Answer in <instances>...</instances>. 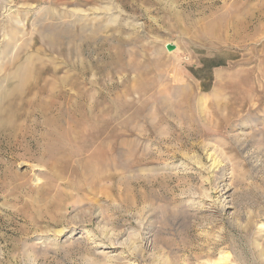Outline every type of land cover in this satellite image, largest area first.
<instances>
[{
    "label": "rangeland",
    "instance_id": "rangeland-1",
    "mask_svg": "<svg viewBox=\"0 0 264 264\" xmlns=\"http://www.w3.org/2000/svg\"><path fill=\"white\" fill-rule=\"evenodd\" d=\"M0 90V264H264V0H0Z\"/></svg>",
    "mask_w": 264,
    "mask_h": 264
},
{
    "label": "bare ground",
    "instance_id": "bare-ground-1",
    "mask_svg": "<svg viewBox=\"0 0 264 264\" xmlns=\"http://www.w3.org/2000/svg\"><path fill=\"white\" fill-rule=\"evenodd\" d=\"M232 20H233V28L235 29V35L237 36V34L238 35H242L243 34V31L246 29L245 27L247 26V25H245L246 23L241 19V18H237V17H234V18H232ZM219 22H222V19L221 18H219V19H217V23H219ZM230 23V22H229ZM232 23V22H231ZM231 23H230V25H231ZM226 25L227 24H225V29L227 30V32H230L229 31V27H230V25L229 26H227V28H226ZM224 27V26H223ZM222 27V28H223ZM232 28V27H231ZM23 30V29H22ZM224 30V29H223ZM226 30H224L225 32H226ZM226 32V33H227ZM221 35V34H220ZM226 35V34H225ZM228 36H229V34H228ZM15 37V36H14ZM236 38V37H235ZM237 39V38H236ZM211 41V40H210ZM213 41V40H212ZM213 42H215V41H213ZM6 51V50H5ZM32 59V58H31ZM24 65V64H23ZM23 65H20L19 67L20 68H18V70L16 71V73L15 74H13L14 76H13V78L14 77H16L18 80H23L24 81V78L26 77V76H28V75H26L25 76V74L27 73V72H31V70H30V68L29 67H25V65L23 66ZM260 65V64H259ZM258 68V67H257ZM256 68V70H258ZM34 69V68H33ZM260 71H258V73H259ZM260 74V73H259ZM258 74V75H259ZM248 74H246V76H247ZM257 75V74H256ZM219 78V77H218ZM249 78V77H248ZM4 80H6V79H4ZM256 82V81H255ZM11 83V82H10ZM22 83V82H21ZM3 84V83H2ZM12 84V83H11ZM24 85V84H23ZM23 85H17L18 87H16V86H14L13 88H14V90L15 91H18V90H22L21 88L23 87ZM257 85V84H256ZM16 87V88H15ZM217 87H226V86H224L223 84H222V81L219 79L218 81H217V84H216V86H215V88H217ZM1 91V90H0ZM7 91H9V90H7ZM11 92V91H10ZM22 92V91H21ZM4 93H5V91H4ZM20 93V92H19ZM214 93H218V90L216 91V89H215V92ZM3 94V93H2ZM13 96V95H12ZM184 96V95H183ZM9 97V96H8ZM0 98H2V95L0 96ZM4 98H6V95L4 94ZM4 98H2L1 100H3ZM14 101H15V99H14ZM2 102L3 101H0V107H1V104H2ZM10 102H11V100H10ZM22 103H24V102H22ZM27 104H28V106L30 107V108H34L35 110H37V113L38 114H42V99L40 98V100L39 101H33V99H28L27 100V102H26ZM54 105V104H53ZM17 106H18V104H17ZM2 107H4L3 105H2ZM11 107V106H10ZM9 107V108H10ZM5 110V109H4ZM4 110L2 109V108H0V115L2 114V113H4ZM12 110H13V108H12ZM32 110V109H31ZM45 112V111H44ZM6 115V114H5ZM9 115H10V113H9ZM11 116V115H10ZM9 117V116H8ZM14 118H15V116L13 117V120H11L10 118H8V119H5L4 117H0V128L1 127H3V125L4 124H6V125H8L10 122H11V127L12 128H18L19 126H21V124H18V123H16L15 121L16 120H14ZM92 120V119H91ZM8 123V124H7ZM39 123V122H38ZM23 126V125H22ZM6 127H8V126H6ZM9 129V128H8ZM11 129V128H10ZM23 129V128H22ZM35 129V128H34ZM55 129V128H54ZM3 130H4V128H3ZM57 130V129H56ZM11 131H14L13 129H11ZM21 131V130H20ZM70 133V132H69ZM21 134H22V132H21ZM68 134V133H67ZM12 135V134H11ZM24 136V135H23ZM104 136V135H103ZM13 138H15V137H13ZM16 139V138H15ZM102 139V138H101ZM103 140V139H102ZM102 140L100 141L101 142V144L103 143L102 142ZM108 144V142L106 143V145ZM104 145V144H103ZM105 146V145H104ZM105 147H107V146H105ZM103 146L101 147V148H99V149H97V150H95V151H93L91 154H90V156L88 157V160H87V162H88V165H87V167H86V169L87 170H89V171H95V173H96V176H98L97 174V172H99V171H97L96 172V170H99L100 168L99 167H101V168H104L105 169V171L106 172H104V170H103V172L101 173V175L103 176V175H105V176H103V177H107L108 176V169L109 168H107V166H108V163H109V161H108V157H107V151L105 152L104 150H103ZM106 150H108V149H106ZM110 159V158H109ZM106 168H107V170H106ZM102 170V169H101ZM100 175V176H101ZM96 176H94V177H96ZM93 177V176H92ZM226 192V191H225Z\"/></svg>",
    "mask_w": 264,
    "mask_h": 264
},
{
    "label": "water",
    "instance_id": "water-1",
    "mask_svg": "<svg viewBox=\"0 0 264 264\" xmlns=\"http://www.w3.org/2000/svg\"><path fill=\"white\" fill-rule=\"evenodd\" d=\"M166 47L169 49V50H173L176 48V46H174V44H167Z\"/></svg>",
    "mask_w": 264,
    "mask_h": 264
}]
</instances>
